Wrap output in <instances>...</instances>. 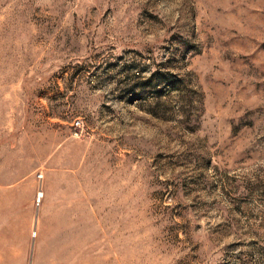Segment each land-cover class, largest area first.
<instances>
[{"label":"rangeland","instance_id":"rangeland-1","mask_svg":"<svg viewBox=\"0 0 264 264\" xmlns=\"http://www.w3.org/2000/svg\"><path fill=\"white\" fill-rule=\"evenodd\" d=\"M0 264H264V0H0Z\"/></svg>","mask_w":264,"mask_h":264},{"label":"built area","instance_id":"built-area-1","mask_svg":"<svg viewBox=\"0 0 264 264\" xmlns=\"http://www.w3.org/2000/svg\"><path fill=\"white\" fill-rule=\"evenodd\" d=\"M75 124H78V122H75Z\"/></svg>","mask_w":264,"mask_h":264}]
</instances>
